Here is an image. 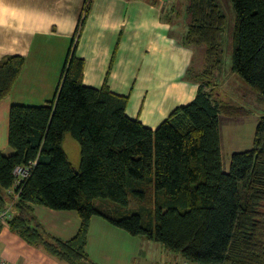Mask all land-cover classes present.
<instances>
[{
	"label": "trees",
	"instance_id": "1",
	"mask_svg": "<svg viewBox=\"0 0 264 264\" xmlns=\"http://www.w3.org/2000/svg\"><path fill=\"white\" fill-rule=\"evenodd\" d=\"M229 1L235 14L232 72L264 95V0ZM176 5L163 20L184 30L179 44L202 49L204 71L192 76L189 67L187 74L198 86L194 99L175 108L156 129L129 118L127 98L111 93L105 83L99 89L83 85V62L74 54L82 17L52 100L10 106L7 144L12 152L0 153V210L10 203L7 191L12 190L16 201L8 229L25 243L65 264H95L86 243L89 220L98 216L188 263L264 264V115L256 123L252 147L231 154L225 171L220 102L206 79L222 64L225 16L215 0H186L181 16ZM184 18L185 25L179 21ZM23 66L20 55L0 59V100L9 95ZM66 135L79 147L76 172L62 149ZM18 166L30 171L14 186L12 172ZM95 200L112 208L95 206ZM131 203L137 208L122 211ZM31 204L75 212L78 231L68 241L49 235Z\"/></svg>",
	"mask_w": 264,
	"mask_h": 264
},
{
	"label": "crops",
	"instance_id": "2",
	"mask_svg": "<svg viewBox=\"0 0 264 264\" xmlns=\"http://www.w3.org/2000/svg\"><path fill=\"white\" fill-rule=\"evenodd\" d=\"M176 1L87 0L82 16L85 0H0V59L24 58L11 92L0 100V141L4 137L7 142L11 105L40 106L52 100L81 17L74 54L83 62L84 86L99 89L105 83L111 93L127 98L126 115L151 130L191 102L198 86L187 71L196 50L202 49L179 44L183 29L163 20ZM185 1L175 7L184 10ZM185 18L179 20L184 25ZM29 207L44 231L59 240L72 239L79 229L73 211ZM86 252L95 264H187L180 255L131 237L98 216L89 220ZM0 256L13 264H65L3 226Z\"/></svg>",
	"mask_w": 264,
	"mask_h": 264
},
{
	"label": "rangeland",
	"instance_id": "3",
	"mask_svg": "<svg viewBox=\"0 0 264 264\" xmlns=\"http://www.w3.org/2000/svg\"><path fill=\"white\" fill-rule=\"evenodd\" d=\"M183 1L184 0H177V3L182 4ZM215 2L225 16V29L221 42V50L223 53L222 64L220 67H217L219 69L215 70L210 77H206V79L210 82L209 88L211 89L212 96L220 102L218 127L220 152L223 169L227 171L231 154L242 152L252 147L256 123L258 119L264 115V95H260L252 90L250 86L232 72V38L235 14L229 0H215ZM181 12L182 9L180 11V16ZM201 53L203 59V51L201 50H196L193 55V64L190 66L192 76L204 71V64L201 62ZM5 140L6 138L4 139V137H2L0 141V153L4 156H8L12 151ZM68 145H73L74 148H68ZM62 146L65 152L64 154L68 156L69 162L76 168L79 164L77 143L69 135H66ZM7 196L11 198L7 208L14 213L16 198L12 194ZM93 203L98 207L105 208V206H107L112 208L111 204H108L107 201L95 200ZM135 206V203H131L128 208H123L122 211L134 210L137 208ZM152 245L160 246L153 242ZM141 249L146 251L144 244H142ZM139 259H142L141 256H139Z\"/></svg>",
	"mask_w": 264,
	"mask_h": 264
},
{
	"label": "built area",
	"instance_id": "4",
	"mask_svg": "<svg viewBox=\"0 0 264 264\" xmlns=\"http://www.w3.org/2000/svg\"><path fill=\"white\" fill-rule=\"evenodd\" d=\"M163 2L172 1V0H161ZM30 168L28 167H15L12 174L14 177V186L20 184L24 179L29 175ZM12 190L7 191V195L11 194ZM13 195V194H12ZM12 219V211L9 208H4L0 210V226L8 227V221ZM0 264H13L0 256Z\"/></svg>",
	"mask_w": 264,
	"mask_h": 264
},
{
	"label": "water",
	"instance_id": "5",
	"mask_svg": "<svg viewBox=\"0 0 264 264\" xmlns=\"http://www.w3.org/2000/svg\"><path fill=\"white\" fill-rule=\"evenodd\" d=\"M73 170H74V172H76V168L75 167H73Z\"/></svg>",
	"mask_w": 264,
	"mask_h": 264
}]
</instances>
